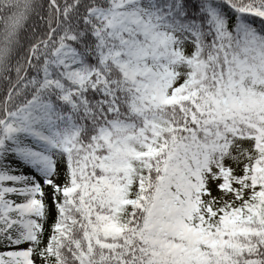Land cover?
Segmentation results:
<instances>
[{
    "label": "snow or ice",
    "instance_id": "1",
    "mask_svg": "<svg viewBox=\"0 0 264 264\" xmlns=\"http://www.w3.org/2000/svg\"><path fill=\"white\" fill-rule=\"evenodd\" d=\"M0 264H264V0H0Z\"/></svg>",
    "mask_w": 264,
    "mask_h": 264
},
{
    "label": "rangeland",
    "instance_id": "2",
    "mask_svg": "<svg viewBox=\"0 0 264 264\" xmlns=\"http://www.w3.org/2000/svg\"><path fill=\"white\" fill-rule=\"evenodd\" d=\"M19 202V201H18Z\"/></svg>",
    "mask_w": 264,
    "mask_h": 264
}]
</instances>
